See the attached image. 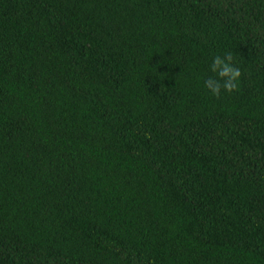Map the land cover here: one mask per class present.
<instances>
[{"label":"trees","instance_id":"obj_1","mask_svg":"<svg viewBox=\"0 0 264 264\" xmlns=\"http://www.w3.org/2000/svg\"><path fill=\"white\" fill-rule=\"evenodd\" d=\"M0 264H264V0H0Z\"/></svg>","mask_w":264,"mask_h":264},{"label":"clouds","instance_id":"obj_2","mask_svg":"<svg viewBox=\"0 0 264 264\" xmlns=\"http://www.w3.org/2000/svg\"><path fill=\"white\" fill-rule=\"evenodd\" d=\"M213 74L204 81L205 88L216 98L221 91L232 93L239 90V82L242 76L241 69L233 62L231 53L216 55L209 66Z\"/></svg>","mask_w":264,"mask_h":264}]
</instances>
